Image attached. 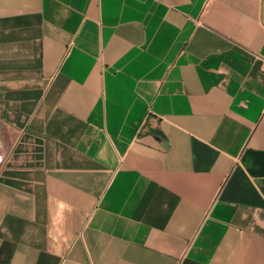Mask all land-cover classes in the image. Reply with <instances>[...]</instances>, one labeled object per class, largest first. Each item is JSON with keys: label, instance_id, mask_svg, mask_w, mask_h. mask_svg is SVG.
I'll list each match as a JSON object with an SVG mask.
<instances>
[{"label": "crops", "instance_id": "crops-1", "mask_svg": "<svg viewBox=\"0 0 264 264\" xmlns=\"http://www.w3.org/2000/svg\"><path fill=\"white\" fill-rule=\"evenodd\" d=\"M0 264H264V0H0Z\"/></svg>", "mask_w": 264, "mask_h": 264}]
</instances>
